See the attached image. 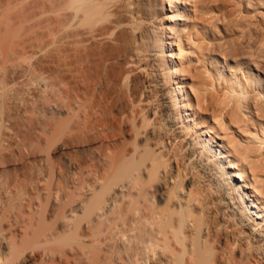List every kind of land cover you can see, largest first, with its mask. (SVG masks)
I'll use <instances>...</instances> for the list:
<instances>
[{
  "label": "bare ground",
  "instance_id": "bare-ground-1",
  "mask_svg": "<svg viewBox=\"0 0 264 264\" xmlns=\"http://www.w3.org/2000/svg\"><path fill=\"white\" fill-rule=\"evenodd\" d=\"M155 6L0 0V264H264V230L235 200L250 187L264 213V191L233 146L180 138ZM245 72H230L243 94L262 87Z\"/></svg>",
  "mask_w": 264,
  "mask_h": 264
},
{
  "label": "rangeland",
  "instance_id": "rangeland-1",
  "mask_svg": "<svg viewBox=\"0 0 264 264\" xmlns=\"http://www.w3.org/2000/svg\"><path fill=\"white\" fill-rule=\"evenodd\" d=\"M152 1L156 4V17L149 24L163 29L167 38L162 54L165 59L155 63L159 64L158 73L166 76L171 71L165 86L176 88L179 102L173 108H181L177 117L183 121L176 126H185L180 138L201 139L216 153L217 142L233 146L245 178L254 180L264 191V80L258 82L261 89L252 83L253 87L243 94L230 74L234 72L243 81L245 71L250 70L264 78V0H163V5L161 0ZM232 57L241 60V69L234 68ZM213 58L218 59L216 65L210 63ZM186 92L190 107L184 105ZM243 99L245 106L240 103ZM224 151L219 156L223 157ZM199 155L194 159H199ZM214 159L211 157L208 162ZM224 166H229L228 161ZM229 170L233 180L244 188V179L236 175L240 168ZM246 188L250 194L251 188ZM248 194L243 195L247 204L235 199L236 203L246 210L249 222H258L256 228L264 230V213L255 211ZM5 245L0 240L1 257L7 251ZM29 253L26 264H38L34 261L35 252L33 256ZM57 263L62 264H52Z\"/></svg>",
  "mask_w": 264,
  "mask_h": 264
}]
</instances>
